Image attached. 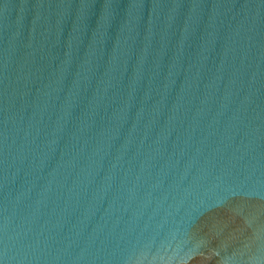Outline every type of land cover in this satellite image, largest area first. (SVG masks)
<instances>
[{
  "label": "water",
  "instance_id": "95a60500",
  "mask_svg": "<svg viewBox=\"0 0 264 264\" xmlns=\"http://www.w3.org/2000/svg\"><path fill=\"white\" fill-rule=\"evenodd\" d=\"M0 264H264V0H0Z\"/></svg>",
  "mask_w": 264,
  "mask_h": 264
}]
</instances>
